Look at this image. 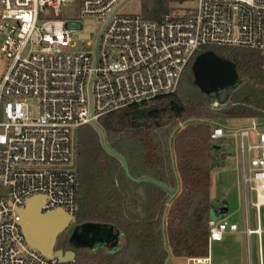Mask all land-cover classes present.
I'll list each match as a JSON object with an SVG mask.
<instances>
[{
  "label": "built area",
  "instance_id": "2783aa9c",
  "mask_svg": "<svg viewBox=\"0 0 264 264\" xmlns=\"http://www.w3.org/2000/svg\"><path fill=\"white\" fill-rule=\"evenodd\" d=\"M126 1L0 0V59L6 63L0 77V264H76L29 246L20 211L29 199L41 197V212L61 209L74 221L79 127L173 93L189 60L206 46L255 50L264 71V0H195L183 14L171 5L159 20L141 11L121 12ZM84 18L95 19V37L77 49L74 35ZM211 108L218 109V103ZM259 123L264 122L251 119L231 129V136L241 163L242 233L248 251L250 236H256L258 264H264L259 218L264 127ZM213 126L211 140L223 139V125ZM248 206L256 213L253 229ZM236 233L238 225L225 215L211 217L207 255L186 264H210L212 243Z\"/></svg>",
  "mask_w": 264,
  "mask_h": 264
},
{
  "label": "trees",
  "instance_id": "16d2710c",
  "mask_svg": "<svg viewBox=\"0 0 264 264\" xmlns=\"http://www.w3.org/2000/svg\"><path fill=\"white\" fill-rule=\"evenodd\" d=\"M171 4L142 0L141 13L159 20L171 12ZM206 55L231 64L236 73L216 95L201 90L195 81L194 64ZM214 102L218 109L211 108ZM235 119L264 120V71L257 51L225 46L197 52L173 93L98 118L107 145L125 159L131 178L147 177L177 190L170 202L163 189L130 180L122 163L103 149L91 125L79 127L77 211L69 228L110 226L113 239L107 245L76 249L75 263L164 264L168 255L205 257L208 222L225 207L210 203L212 159L225 158L210 135L214 124ZM69 228L58 237L55 250H68Z\"/></svg>",
  "mask_w": 264,
  "mask_h": 264
},
{
  "label": "rangeland",
  "instance_id": "374dc122",
  "mask_svg": "<svg viewBox=\"0 0 264 264\" xmlns=\"http://www.w3.org/2000/svg\"><path fill=\"white\" fill-rule=\"evenodd\" d=\"M171 2V5H175L174 7L178 10L174 12L178 14H183L195 6V0H171ZM141 3L142 0H128L120 7V11L127 14L138 13L141 11ZM63 10L64 9H62V14L64 13ZM95 23L94 18H84L82 20V30L74 35V42L77 44V49L81 46V42L86 43L88 40H94ZM215 62L220 64L219 61ZM5 69L6 63L0 59V77L3 75ZM233 81L234 79L229 75H221L216 78V84L218 87L228 86ZM213 94L216 95L218 92ZM28 101L29 103L34 102L32 100ZM258 121L264 122V120ZM243 123L249 124L250 120L239 119L236 121H221L220 124L225 128V137L221 141H216L215 145L221 148V152L225 158L220 162L216 158L212 159L215 167L210 174V203L216 207L223 205L227 207L228 211L225 214L226 218L229 222L236 223L240 231L244 230L243 186L239 170L238 141L235 137L231 136L232 130H230V127H233L234 124L240 125ZM259 124L260 128L264 127V123ZM246 196L248 199V195ZM247 215L249 227L251 229L255 228L256 213L250 206H248ZM259 218L260 227L264 230V206L259 210ZM72 230L73 228H69L68 235L71 234ZM109 231H113L112 228H97L95 230V233H97L96 236L100 238L98 240H104L102 245L108 244L107 240L109 238ZM224 237L223 241L212 243L210 248V264H248V260L250 264H258L256 236L252 235L249 238V257L247 255V250L245 249V237L242 233L227 234ZM111 240L112 235L109 238V241ZM168 264H186V260L170 256Z\"/></svg>",
  "mask_w": 264,
  "mask_h": 264
},
{
  "label": "water",
  "instance_id": "95a60500",
  "mask_svg": "<svg viewBox=\"0 0 264 264\" xmlns=\"http://www.w3.org/2000/svg\"><path fill=\"white\" fill-rule=\"evenodd\" d=\"M215 61L218 62L214 56L206 55L198 59L193 67L196 84L201 90L208 93H215L221 88L216 84V78L218 76L229 75L234 80L236 79V73L231 64L220 61L219 64ZM91 126L97 131L103 149L122 163L124 171L130 180L138 183L148 182L163 189L170 196L169 202L176 196L177 190L173 191L155 180L147 177L139 179L131 178L125 159L109 148L102 128L96 122H92ZM43 201L44 199L41 197H33L27 201L24 209L20 211L21 230L29 246L35 248L46 257H56L60 261H69L75 260L76 249L95 248L103 244L104 240H98L100 238L96 236L97 233H95V230L97 228L105 229L111 227L100 224H83L74 227L69 235L68 243L72 246V249H68L67 251H63L62 249L55 250L58 237L69 228L72 219L61 209L46 213L41 212ZM226 213L227 208L222 207L217 212L213 213L212 217H221ZM97 242L99 243L96 244ZM169 258L170 256L168 255L164 260V264H168Z\"/></svg>",
  "mask_w": 264,
  "mask_h": 264
},
{
  "label": "crops",
  "instance_id": "0c3cea01",
  "mask_svg": "<svg viewBox=\"0 0 264 264\" xmlns=\"http://www.w3.org/2000/svg\"><path fill=\"white\" fill-rule=\"evenodd\" d=\"M236 120H239V119H235V120H230V121H236ZM241 120V119H240ZM246 125H248V123H243V124H240V125H238V124H234L233 125V127H230V130L231 129H235V128H238V127H243V126H246ZM239 170L241 171V163H240V157H239ZM243 203H244V199H243ZM112 233H113V231H109V238L111 237V235H112ZM238 233H242V231H240L239 229H238ZM237 234V233H236ZM243 234V233H242ZM109 238H108V244L112 241H109ZM225 238V237H224ZM224 238H223V240H224ZM112 239H113V235H112ZM222 240V241H223ZM245 244H246V240H245ZM107 245V244H106ZM69 246H70V248L69 249H72V246L69 244ZM245 249L247 250V245H246V247H245ZM247 255H248V257H249V251L247 250ZM186 260V259H185ZM248 264H249V260H248Z\"/></svg>",
  "mask_w": 264,
  "mask_h": 264
},
{
  "label": "flooded vegetation",
  "instance_id": "af4514ba",
  "mask_svg": "<svg viewBox=\"0 0 264 264\" xmlns=\"http://www.w3.org/2000/svg\"><path fill=\"white\" fill-rule=\"evenodd\" d=\"M70 248V246L68 247V249Z\"/></svg>",
  "mask_w": 264,
  "mask_h": 264
}]
</instances>
